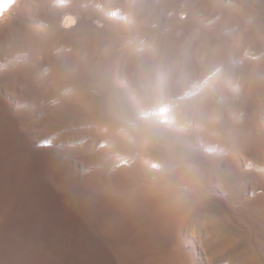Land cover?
<instances>
[{"label":"bare ground","instance_id":"6f19581e","mask_svg":"<svg viewBox=\"0 0 264 264\" xmlns=\"http://www.w3.org/2000/svg\"><path fill=\"white\" fill-rule=\"evenodd\" d=\"M54 1L0 0V61H13L20 52L38 48L44 53L45 63L50 65L48 73L42 77L37 75V69L21 70L18 67H10L0 73V264H195L192 250L185 246L183 228L189 219H193L195 186L217 173L213 157L199 148L191 149L185 151L180 162L175 163V168L146 175L141 159L102 162L101 148L88 152L82 145H75L72 150H65L73 143L71 140L65 149H61L56 145L58 142L55 147L47 141H38L33 133L39 126V118L45 121L48 130L85 121L94 115L95 107L98 114L105 115V120L112 121L117 117L119 120L123 114L130 116L128 113L133 110L123 89L120 91L118 83L113 81L117 87L112 83L110 74L116 65L112 63L114 58H111L109 44L118 43L123 38L122 26L108 17L107 11L103 13L94 9L90 1L105 3L107 7L110 4L112 8L121 4L125 12L133 14L132 50L143 38L144 23L157 22L170 27L171 32L161 33L156 48L167 56L168 65L171 56L175 62V78L162 76L165 89L171 93L178 89L177 92L181 93L179 90L184 85L213 70L219 62L224 63V77L235 73L228 60L235 38L224 37L222 31L225 28L237 25L239 28L243 26L244 19H249V27L243 30L244 40L253 43L256 52L263 49L264 41L260 36L264 33V0H160L158 4L153 0H137L136 3L128 0H83V7L77 4L60 7ZM172 11L174 16L169 18ZM200 12H206L210 19L216 15L218 19L203 27L200 25L203 22L196 17ZM95 31L104 37L99 50L96 45L98 56L94 50ZM100 34H97V40ZM212 46H216V50L207 51ZM198 48L201 52L207 51L204 60L199 59L200 52V56L195 52ZM85 51L87 56L83 65L75 72L81 71L80 75L72 76L73 66L75 68ZM157 64L158 59L142 52L136 53L133 61L126 65L130 92L136 97L141 99L148 95L145 78L155 76ZM245 67L247 73L245 71L241 90L243 101L228 99L232 102L213 105L205 103L208 98L202 97L188 105L195 111L191 120L204 140L218 141L221 145L230 137H244L247 121H229L226 114L233 111L245 118L252 116L257 102L264 100L261 75L264 58L253 60ZM18 98L24 102L23 108H15ZM153 122L143 128L141 136L148 140L157 156H164L170 163L177 155L180 140L175 137L171 142L169 131ZM72 133L76 135L74 131ZM138 148L141 149L140 146ZM86 159L95 163L79 169V160ZM233 173L235 171L216 174L222 177L223 184L232 193L236 190ZM260 202H263L260 198L248 200L242 209L249 210ZM207 207L211 216L203 225L205 238L201 244L204 253L214 255L228 245L231 248L243 247L247 230L244 231L239 224L240 214L233 212L225 216V212L213 205L208 204ZM249 257L245 256L242 264L255 261L250 262Z\"/></svg>","mask_w":264,"mask_h":264},{"label":"rangeland","instance_id":"374dc122","mask_svg":"<svg viewBox=\"0 0 264 264\" xmlns=\"http://www.w3.org/2000/svg\"><path fill=\"white\" fill-rule=\"evenodd\" d=\"M56 1L57 0H55L54 3L60 7L72 6L74 4H77L79 7H83L84 5L83 0H58V2ZM128 1L131 3H136L137 0H128ZM153 1L156 4L160 3V0H153ZM89 3L90 5L93 6L94 9L100 12L104 13V11H107L105 13H107L108 17H112L111 19L114 22L119 24L120 27L122 26L123 38L120 41L124 39L126 41H122L123 43L122 42L119 43L120 41L118 43L111 42L110 43L111 46L109 44V51H111V58H114V60L112 59V63L113 65L114 64L116 65L112 67L110 74L112 78L111 80L112 83L113 84L118 83L117 85H119L120 88L117 87L116 84L115 86L120 91H122L123 89L122 91L123 94L126 95V97L129 99V101L131 102L133 106V110L131 112H134V113H132V117H130L131 116V112H130L128 113L130 116H127V114H125L126 115L125 116L123 114L122 116L119 117V120H118V117L117 119L115 118L116 120L114 121L118 122L116 123L118 125H116L114 121L112 120H105L104 119L105 115L100 114V112L98 114L97 108L95 107V110H94L95 112L93 113L94 115L92 114L93 116H90V117L88 116L90 120L87 119L88 118L87 117L85 121L82 120L81 122L76 123L74 125L73 124L66 125V128L64 126L62 127L58 126L57 128L59 130L57 128H52V129L47 130V128L45 127V124H46L45 121L39 118L40 120L39 126L36 128V130L33 133V136L35 137V139L38 141H45V142L47 141L51 143L53 146L58 142L59 144L57 143L56 145L58 148H61V149H65L68 143L70 144L69 141L71 140V142L73 143L70 144L71 145L70 147L67 146L68 148H66L65 150H70V149L72 150L73 147H75V145L76 146L82 145V147L84 149H87L88 152L95 150L96 148L97 149L101 148L100 150H102L101 151L102 154H101L100 161L107 162V163H112L116 161L117 159L118 160L119 159H129V160H140L141 159L140 161L144 162V165H145L144 173H146V175H150L151 173L152 174L157 173L159 171H162L170 167L171 169H173L180 162L183 155L185 154V151L187 152L188 150L198 149V148L201 149L203 152L207 153L208 155L214 158L216 162L215 163V172L217 171L216 174L224 173L227 171H230V172L235 171V174L234 173L233 174L236 177H234L233 183L235 185L236 190L233 193L230 192L226 188V186L223 184L222 177H220L219 175H216L215 173H214V176L212 175L209 179L202 180L200 181V183L198 182V184L195 186L193 206H196L198 208L194 207V212L191 216V218L193 219H189L183 228L184 234L186 235L185 246H187V248H189L190 251L192 250L191 252L192 255L194 254L192 256L194 260L193 262L195 264H242L244 257L245 256L249 257L250 255L249 257L250 262H253V260H255L254 261L255 263L253 262L252 264H264V208H263L264 207V188H262L264 184V100L261 99L257 102V105H256L257 109L255 108V111L252 116H248L245 118V117H242L241 114L238 115L237 113L233 111L226 114L228 115L226 116V119L229 121L234 122V121H239L240 119L246 120L248 124V128H247L246 133H244V137H230L229 139L221 143V145L219 144L220 142L218 141H212V142L209 140L206 141V139L204 140L203 136L201 137L202 135L201 132L195 125H193V122L191 120L192 119L191 117H193L195 111L193 108L188 106L191 103V101L195 99H201L202 97L208 98L205 101V103H210L213 105L221 104L224 101L232 102V101H229L228 99L230 100L233 99V101H237V102L243 101L244 98H243L241 90H242V86L245 80V74L247 73V69H245L247 67L245 66H247V64L253 60L259 61L262 58H264V45H263V49L260 52H256V50L253 49L254 47H252L253 43L246 42L244 40L243 30L249 27L251 23L250 20L244 19L242 23L243 26L241 25L239 28H237L238 25L234 27L230 26L231 28L228 27L222 31L224 37L226 36L227 39H230L233 37L235 38L234 44L231 45L230 47V54L228 58V60H230L229 64L231 65V67H233V69H235V73L233 75L224 77L225 76L223 72L224 66L222 65L224 63L219 62V64H217L213 70L211 69L208 73L205 72L206 74L203 73L199 75L196 80L193 79L191 82L186 84L188 86L184 85L185 87L183 86L181 88V91L179 90V92L181 93L177 92L178 89L175 90L176 92L173 91L175 93H171V91H167L165 89V85H163L164 78L162 76L168 77L172 75L174 77L175 71L173 69H174L175 62H174L173 57L171 56V61L168 65V59L166 60L167 56H163L161 54L162 51L156 48V46L159 44L161 33H163V31H168V30L171 32L170 27L169 26L163 27L162 24L157 23V22L155 23L153 22L150 24L144 23L143 34H142L143 38L139 40V42L141 43L138 42L136 46L137 49L135 47L134 50H132V48H130V45L132 44L131 42L133 39L132 34H134L133 28L131 26L133 14L131 13L128 14V11L125 12L121 4H116L117 6L113 5V7L115 8H112L110 4L107 7L105 3L91 2V1ZM182 5L185 6V4H182ZM246 6H248V3H246ZM232 9L234 10V7ZM239 12H241V10H239ZM108 13L111 15H109ZM171 13L172 15L168 14L169 18L174 16V11H172ZM196 17L200 20L201 23L203 22L202 24H200L203 27H207V25H210L211 23L215 22L214 20L218 19V16L216 15L211 16V19H210V16L208 15L209 17L208 18L206 12H200L196 15ZM202 20H205V22ZM30 24H33V21H31ZM36 25L39 26L38 23ZM263 25H264V20H263ZM95 34L99 35L100 33L95 31L94 37H93L94 50L98 48L96 45L99 46L98 48L99 50L102 45V40L104 39V37H103V34L101 33L100 34L101 37L99 36V39L97 40L96 38H98V35L95 37ZM127 36H128V39L126 38ZM261 38L264 41L263 39L264 33L263 35L260 36V39ZM239 39H241V41H243L244 43L239 41ZM96 40L98 42L97 44L95 42ZM99 40H100V43H99ZM112 44H114V46H112ZM119 47L121 48V50H119L120 49ZM191 49L194 51V48H191ZM211 49L212 51L210 52L215 51L216 46L210 47L207 51ZM95 52H96V56L100 54L98 53L97 49ZM142 52L147 53L151 58L158 59V64L155 65L154 67L155 76L154 77L149 76V78L148 77L145 78V81L147 82V88L149 90L148 95L140 99L136 97L135 94L130 92L131 84H130L128 74L125 72V67L127 64L133 61L134 57L136 56V53L142 54ZM195 52L197 53V55H199L198 52H200L201 56L200 55H199L200 57L198 56L200 60L205 59L206 52H203V51L201 52L199 48L196 49ZM254 52L256 54V55L254 54L255 56L253 55ZM85 56H87L86 51L84 53L82 52V54L80 55V58L77 61L78 64H75V68L73 66L72 68L73 72L71 73L72 76H75L76 74L80 75L81 71L75 73L77 71L76 68L80 69L82 67L83 61L85 60ZM15 57L16 58L13 61L12 60L11 61L10 60L0 61V73L8 70V68L10 69V67H18L20 69L22 68V69H28V70L37 69L36 70L37 75L39 77H42L43 75L48 73V70L50 68V65L48 63H45L46 58L44 56V53L42 52L41 49H38V48L32 49L30 51H26V52H20ZM115 58L119 62L118 65L116 64L118 62H116ZM39 62L41 64H39ZM244 62L246 63L245 66H244ZM79 63L80 64L82 63L81 66ZM98 63L99 65H101L99 61ZM236 66H238L237 69L235 68ZM241 66H244V67H241ZM242 68H244L245 70H240ZM113 71H115V73ZM202 75L203 76L205 75V76L203 77ZM261 75H263L262 83L264 85V71L263 73H261ZM229 77H233V78H229ZM160 79L161 81H159ZM153 82H155V84ZM221 88H224V89H221ZM227 91L229 92L227 94H229L230 96L225 94ZM149 92L151 95L149 94ZM161 92L163 93V95ZM231 95L233 97H231ZM157 96H160V98H158ZM193 97H196V98H193ZM152 98H154V100ZM157 98H158V101H157ZM150 99H152L151 100L152 102H150ZM153 101L155 104L153 103ZM183 101L184 102L187 101V102L183 103ZM15 103H14V106L16 105L15 106L16 109H20V108H23V106H25L24 102L20 100V98L16 99ZM139 103H142V104H139ZM186 103L188 104L186 105ZM183 104L187 107H185ZM180 107L184 108L183 109L184 113L181 112L182 108ZM179 109L180 111H178ZM180 112L182 113L181 115H180ZM183 114L185 118L181 117ZM235 114L237 115L236 117H235ZM184 120H188V121H184ZM153 121L156 122L157 125L159 124V126H163L164 129L169 131L170 135H168V137L171 139V142H173L172 140L176 138L180 140L178 141V144L180 145V146L178 145V147L180 148L177 149V155L175 158L171 160L170 163H169V160L164 158V156L162 155L157 156V153L155 152V150L150 147L148 140L141 136V132L143 128L151 124ZM119 122L121 123L119 124ZM114 125L115 127L116 126L117 127L115 128ZM63 127L65 129H62ZM45 131L46 132L48 131V132L46 133ZM72 131H74L76 135L75 134L73 135ZM88 132L89 134H87ZM78 133L80 134L77 135ZM190 134H192L191 137H190ZM61 137H62V140H61ZM66 138H67V141H66ZM250 141H253V142H250ZM246 142L251 143V144H247ZM76 143L77 144L79 143V144L77 145ZM252 144L253 145L256 144L255 147L259 146L257 147L258 149L257 151H255L256 148ZM85 145H86V148L84 147ZM138 146H140L141 149H139ZM252 147H254V149ZM126 148H129V149H126ZM178 150H180V152H178ZM79 161H80L79 169H83L87 166L89 167L95 163L88 159L79 160ZM241 176L243 179H241ZM256 198L262 199L263 202H260L259 204H254L253 206H251V208H249V210L242 209L243 204L246 201L248 200L251 201V199H256ZM197 203H203V205L202 204L198 205ZM208 204L213 205L215 208H217V210H221L225 212L224 213L225 216L231 215L233 212H237L240 214L239 224L244 228V229L242 228L244 231L247 230L244 232L246 242H244L243 247H241L240 245L236 248H233V247L231 248V245H228L227 247H225V249H222L219 253H216L214 255L213 254L210 255L207 252L204 253L205 250L202 248L203 246L201 244V242H203L205 238L204 237L205 227L203 225L206 219L211 216L210 214L211 211L207 207ZM221 205L223 206L227 205V206H225L226 207L225 208ZM224 214H221V216H223ZM199 230H200V234H199ZM247 237H249V239ZM239 247L240 249L241 248L242 249L240 250ZM229 248L230 250H228ZM225 250L227 253H225ZM242 252H245V253H242ZM218 255L219 256L222 255V256L219 257ZM211 260L213 262H211Z\"/></svg>","mask_w":264,"mask_h":264}]
</instances>
